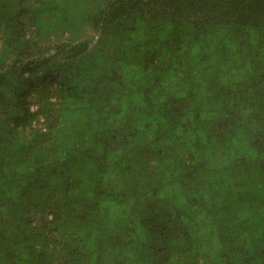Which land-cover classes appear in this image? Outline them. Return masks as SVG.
Returning a JSON list of instances; mask_svg holds the SVG:
<instances>
[{
	"label": "trees",
	"instance_id": "trees-1",
	"mask_svg": "<svg viewBox=\"0 0 264 264\" xmlns=\"http://www.w3.org/2000/svg\"><path fill=\"white\" fill-rule=\"evenodd\" d=\"M0 264H264V0H0Z\"/></svg>",
	"mask_w": 264,
	"mask_h": 264
}]
</instances>
